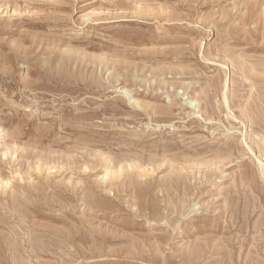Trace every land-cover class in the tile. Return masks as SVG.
<instances>
[{
    "label": "rangeland",
    "instance_id": "rangeland-1",
    "mask_svg": "<svg viewBox=\"0 0 264 264\" xmlns=\"http://www.w3.org/2000/svg\"><path fill=\"white\" fill-rule=\"evenodd\" d=\"M263 155L264 0H0V264H264Z\"/></svg>",
    "mask_w": 264,
    "mask_h": 264
},
{
    "label": "bare ground",
    "instance_id": "bare-ground-1",
    "mask_svg": "<svg viewBox=\"0 0 264 264\" xmlns=\"http://www.w3.org/2000/svg\"><path fill=\"white\" fill-rule=\"evenodd\" d=\"M183 74V73H182ZM154 79H157V78H154ZM264 156V155H263ZM258 161V160H257ZM122 168V167H121ZM263 169V168H262ZM263 171H264V169H263ZM183 173V172H182ZM172 176V175H171ZM120 177V175H118V178ZM106 178H107V176H106ZM115 178H117V176L115 177ZM174 178H176V176L174 177ZM120 179V178H119ZM175 181V180H174ZM113 183V182H112ZM116 183V182H115Z\"/></svg>",
    "mask_w": 264,
    "mask_h": 264
}]
</instances>
